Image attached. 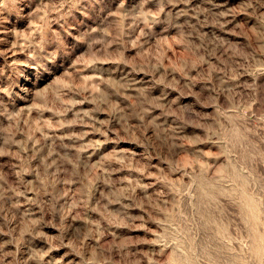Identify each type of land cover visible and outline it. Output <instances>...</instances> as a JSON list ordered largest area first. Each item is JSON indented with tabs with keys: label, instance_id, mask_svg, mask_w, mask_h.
<instances>
[{
	"label": "rangeland",
	"instance_id": "374dc122",
	"mask_svg": "<svg viewBox=\"0 0 264 264\" xmlns=\"http://www.w3.org/2000/svg\"><path fill=\"white\" fill-rule=\"evenodd\" d=\"M0 264H264V0H0Z\"/></svg>",
	"mask_w": 264,
	"mask_h": 264
}]
</instances>
